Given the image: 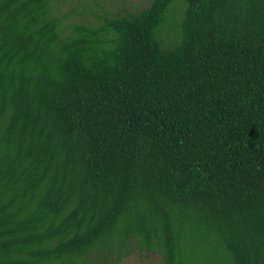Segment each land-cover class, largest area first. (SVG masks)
<instances>
[{"label":"trees","instance_id":"obj_1","mask_svg":"<svg viewBox=\"0 0 264 264\" xmlns=\"http://www.w3.org/2000/svg\"><path fill=\"white\" fill-rule=\"evenodd\" d=\"M55 1L0 0V264H264V0Z\"/></svg>","mask_w":264,"mask_h":264},{"label":"rangeland","instance_id":"obj_2","mask_svg":"<svg viewBox=\"0 0 264 264\" xmlns=\"http://www.w3.org/2000/svg\"><path fill=\"white\" fill-rule=\"evenodd\" d=\"M150 0H56L54 14H63L65 22L94 25L104 13L133 12L148 5ZM118 264H165L162 256L139 251L135 246H127L121 253ZM115 255L106 256L93 264H111Z\"/></svg>","mask_w":264,"mask_h":264}]
</instances>
